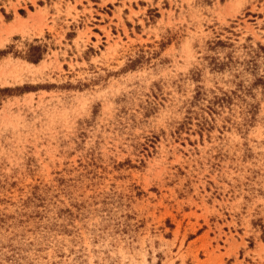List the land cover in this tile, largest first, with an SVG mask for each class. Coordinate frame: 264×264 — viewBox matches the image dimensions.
<instances>
[{
  "label": "rangeland",
  "instance_id": "1",
  "mask_svg": "<svg viewBox=\"0 0 264 264\" xmlns=\"http://www.w3.org/2000/svg\"><path fill=\"white\" fill-rule=\"evenodd\" d=\"M0 264H264V0H0Z\"/></svg>",
  "mask_w": 264,
  "mask_h": 264
},
{
  "label": "trees",
  "instance_id": "2",
  "mask_svg": "<svg viewBox=\"0 0 264 264\" xmlns=\"http://www.w3.org/2000/svg\"><path fill=\"white\" fill-rule=\"evenodd\" d=\"M43 52L44 50L40 46H29L23 58L27 62L35 64L38 62Z\"/></svg>",
  "mask_w": 264,
  "mask_h": 264
}]
</instances>
